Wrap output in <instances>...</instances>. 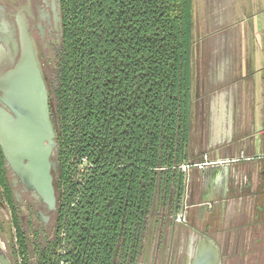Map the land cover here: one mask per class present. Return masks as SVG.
Listing matches in <instances>:
<instances>
[{"label": "trees", "instance_id": "trees-1", "mask_svg": "<svg viewBox=\"0 0 264 264\" xmlns=\"http://www.w3.org/2000/svg\"><path fill=\"white\" fill-rule=\"evenodd\" d=\"M52 232L10 222L21 264L133 262L157 186L202 158L193 0H59ZM202 154V155H201ZM1 166V163H0ZM62 262V263H60Z\"/></svg>", "mask_w": 264, "mask_h": 264}, {"label": "crops", "instance_id": "crops-1", "mask_svg": "<svg viewBox=\"0 0 264 264\" xmlns=\"http://www.w3.org/2000/svg\"><path fill=\"white\" fill-rule=\"evenodd\" d=\"M213 2L210 4L209 9L216 25L230 21L235 25L236 22L238 25L240 23L242 27L243 42L241 51H243V58L244 53H247V62H243V58L240 60L238 66L241 74L239 76L240 81L258 85L259 92L255 98L256 103L252 104L253 106L250 108L249 133H251V138L246 142V145L242 144L240 146L239 152L249 149L254 156L262 155L264 154V0H213ZM194 3L193 0V5ZM226 69L227 66L223 63L221 66L222 72H226ZM224 101L227 100L223 92L214 95L211 100L213 122L211 132H213V135L210 137L208 145L210 147L201 150V153H207L212 158L213 156L216 158L232 157L231 155L217 156L209 151L213 144L218 143L219 138L220 140H227L231 135V123H233L234 114L233 104L227 102L230 105L227 109ZM256 135L261 138L260 151L257 153L254 141ZM233 156L237 155L234 154ZM213 188H218L222 192L216 195H207L208 190ZM187 189H189L187 197H189L190 203L196 205L206 204L211 206L214 202L225 200V213L228 218H231V222L227 224L224 235L223 233L221 235L226 237L230 233L229 236L232 238V242L238 235L244 238L248 244L246 248L248 264H264V156L256 157L251 161L239 159L209 165L201 169L191 168L188 173ZM242 191L246 193L247 191H255L256 196L252 200V194L245 195L241 193ZM240 197H243V199L241 200ZM253 203H257L259 206L254 208ZM254 211L258 220L251 223L249 221ZM161 214L162 209L160 206L157 217L159 218ZM247 219H249L248 222ZM186 227L185 224H178L176 228L177 232L179 230L181 234L178 253L182 250L183 231ZM215 230L216 228L212 229V232ZM253 241H257L259 246H250Z\"/></svg>", "mask_w": 264, "mask_h": 264}, {"label": "flooded vegetation", "instance_id": "flooded-vegetation-1", "mask_svg": "<svg viewBox=\"0 0 264 264\" xmlns=\"http://www.w3.org/2000/svg\"><path fill=\"white\" fill-rule=\"evenodd\" d=\"M22 23L25 25L32 41L34 54L46 84L47 78L45 70L49 63L45 64L44 62L45 49L53 50L54 57H56V49L60 41L61 14L59 0H0V79L7 70L11 69L15 65L20 56V25ZM51 60L52 57H50L49 62H51ZM1 95L2 90L0 89V96ZM0 105L7 108L1 100ZM52 105L53 104L51 102V108ZM51 160L55 163L52 155ZM0 163L1 173L4 175L8 184V193L12 199L13 206L20 212L24 211V220L26 225H28V228H36L34 227V223L35 221H38L39 227L46 229L54 209H48L44 203L33 195L31 190H28L20 182L18 177L6 163L1 148ZM184 187V184H182L179 191L178 217L176 219L178 222H176L175 230L172 234L170 230L166 233L165 242L162 243L163 253L157 252L156 247L158 243L161 244V242H159V240L155 237L153 239V247L150 258L148 254L146 261H143L144 253L142 250L140 257L137 255L133 262H123L121 257H118V264H192V249L194 244L205 234L210 236V238H212L218 246L217 264H248L246 252L248 244L245 239L240 236L233 240V242L231 241L230 244H227V237L223 236L227 224H230L231 222V218H228L225 213L226 201L219 200L214 202L211 206H207L206 204L196 205L190 203V199L188 197V200L186 199V201L183 202ZM6 188L7 187L0 184V206L7 208L11 217L13 207L6 199ZM175 191L176 186L175 188L170 189L166 197V200H168L166 209L171 215L175 205ZM221 192L222 191H220V189L213 188L208 190L207 195H216ZM241 193L245 195L252 194V200L256 196L255 191H247V193L242 191ZM162 198L163 197L160 195L159 199L162 200ZM240 199L242 200L243 197H240ZM184 204L185 206L183 208ZM23 205L25 208L22 209ZM252 206L256 208L259 205L257 203H253ZM161 209L163 214L165 209L162 206ZM249 219H247V222ZM256 220H258L257 214L254 211V214L249 222L255 223ZM169 222H171V216ZM178 224H185L187 226L185 231H183L184 238L181 243L182 250L180 253H178V245L181 234L179 233V230L178 232L176 230ZM214 228H216V230L213 231V233L212 229ZM222 233L223 235H221ZM251 245L257 247L259 246V243L257 241H253L250 246Z\"/></svg>", "mask_w": 264, "mask_h": 264}, {"label": "water", "instance_id": "water-1", "mask_svg": "<svg viewBox=\"0 0 264 264\" xmlns=\"http://www.w3.org/2000/svg\"><path fill=\"white\" fill-rule=\"evenodd\" d=\"M20 26V56L15 65L7 70L0 79V89L2 90L0 100L7 107L0 105V148L6 163L20 182L28 190H31L33 195L48 209H55L56 196L52 174V171L55 170V163L51 160V155L56 142L50 118L51 101L30 36L25 25L22 23ZM184 182V176L179 171L172 215L166 209L168 205L166 197L162 198L160 202V187L157 186L144 239L138 252L140 257L143 250V261H146L148 254L150 258L155 237L161 242L156 247L157 252H162V243L165 242L166 233L168 230L171 234L174 232L176 222H178L176 219L178 217L179 191ZM159 206L164 207L165 212L157 218ZM184 206L185 204L183 208ZM170 216L171 222H169ZM119 241L120 237L114 251L112 264H118ZM192 253V264H217L218 246L206 234L194 244ZM0 264H11L1 244Z\"/></svg>", "mask_w": 264, "mask_h": 264}, {"label": "rangeland", "instance_id": "rangeland-1", "mask_svg": "<svg viewBox=\"0 0 264 264\" xmlns=\"http://www.w3.org/2000/svg\"><path fill=\"white\" fill-rule=\"evenodd\" d=\"M210 1V2H209ZM194 36L196 38V62H197V73L198 80L202 82V89L205 92L203 95V100L200 101L198 107V116L201 121L202 127L199 128L198 135L201 147L197 148L198 151L208 149L210 137H212V117H211V100L214 95L224 93L226 100L224 101L225 107L229 109L230 105L227 102H232L233 106V123L232 130L230 131V138L227 140L218 139V143L213 144L209 151L217 156L222 155H233L235 157H249V159H244L246 161H251L256 157H263L262 155L254 156L250 153V150L240 151V146L242 144L246 145V142L250 140V120H251V107L252 104L256 103V96L258 91V85L254 83H245L240 81L239 64L240 60L243 58L241 51L242 39V27L236 22L228 23L223 22L222 24L216 25L213 21L211 12L209 9L210 4L214 3L213 0H194ZM211 7V6H210ZM236 21V20H235ZM239 22V21H238ZM243 62H247V53H244ZM253 56V53H252ZM50 57H52L51 62H49ZM46 66V80L49 86L55 83V66L56 57H54L53 50L45 49L44 56ZM223 63L226 64V72H222L221 66ZM220 71V72H219ZM222 72V73H221ZM228 126V125H227ZM226 126V127H227ZM254 141L256 144V153L260 151L261 138L260 136H255ZM221 141V142H219ZM249 151V152H248ZM202 157V156H201ZM226 157V158H232ZM251 157V158H250ZM209 159H225L216 158L215 156ZM202 158L196 159V161ZM221 164V163H220ZM209 166V165H206ZM204 166V167H206ZM202 167V168H204ZM199 169L198 167H194ZM201 169V168H200ZM188 181V180H187ZM187 188V187H186ZM185 189V187H184ZM188 190L186 193L188 194ZM184 193V191H183ZM188 200L186 198L183 201ZM1 200V197H0ZM22 205V204H21ZM25 208L24 205L22 209ZM21 223L24 229H28V225L24 220V211H18ZM34 227H39L38 221H35ZM53 227V217L46 226L48 232H52ZM227 234L226 243L230 244L232 238ZM239 237L236 236V238ZM247 243V242H246ZM0 244L3 247L4 252L8 256L11 264H20L21 256L18 254L17 245L14 238V228L10 222V214L5 207L0 206ZM247 248V247H246ZM227 251V250H226ZM236 252V251H235Z\"/></svg>", "mask_w": 264, "mask_h": 264}, {"label": "built area", "instance_id": "built-area-1", "mask_svg": "<svg viewBox=\"0 0 264 264\" xmlns=\"http://www.w3.org/2000/svg\"><path fill=\"white\" fill-rule=\"evenodd\" d=\"M242 158L249 159V157H242ZM239 159H241V157H232V158L213 160V159L208 158L207 153H204L202 156V159L199 161H196V160L193 162L184 161V162L180 163L177 166V168L183 174L184 179H185V182H184L185 189H184V193H183L184 200H185L186 195H187V193H186L187 188L186 187H187L188 173H189L191 168H194V167L202 168L206 165H215V164H220V163H225V162L237 161ZM183 202H185V201H183ZM21 260H20V264H21ZM60 263H62V262H60Z\"/></svg>", "mask_w": 264, "mask_h": 264}]
</instances>
